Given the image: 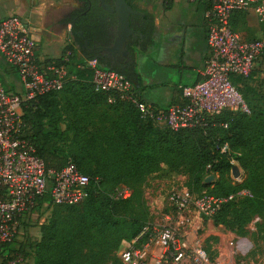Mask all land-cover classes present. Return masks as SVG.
I'll return each mask as SVG.
<instances>
[{"label":"trees","instance_id":"trees-1","mask_svg":"<svg viewBox=\"0 0 264 264\" xmlns=\"http://www.w3.org/2000/svg\"><path fill=\"white\" fill-rule=\"evenodd\" d=\"M246 19L236 16L233 29L239 31ZM261 25L264 35V23ZM77 31L87 35L82 23L73 32L77 43L83 44ZM65 54L66 50L60 60ZM70 59V78L62 91L24 103L25 137L49 169L61 170L69 161L76 164L91 180L89 196L81 206L68 207L52 206L50 196L45 195L36 208L37 222L47 213L50 216L40 225L39 237L31 236V225L22 221L25 235L0 246V264H11L20 257L33 258L34 264H122L116 257L122 242L135 238L150 221L143 186L163 168L184 171L186 189L197 195L251 192L253 197L225 205L212 219L216 227L240 238L248 235L255 218L264 221V107L258 98L243 93L239 82L244 80L234 83L249 114L226 110L206 119L204 127L173 132L153 119H143L132 100L96 93L92 71L77 68L78 63L97 59L95 56L75 59L71 54ZM119 72L138 85L136 73ZM182 88L166 107L138 99L156 110V115L166 113L174 105H185ZM226 144L229 151L222 153ZM232 158L244 171L241 185L232 183ZM208 174L216 176L212 184L205 182ZM121 186L132 190L128 200L114 197ZM212 242L218 244L219 239L206 240L209 252ZM211 255L214 258L217 253Z\"/></svg>","mask_w":264,"mask_h":264},{"label":"built area","instance_id":"built-area-1","mask_svg":"<svg viewBox=\"0 0 264 264\" xmlns=\"http://www.w3.org/2000/svg\"><path fill=\"white\" fill-rule=\"evenodd\" d=\"M162 1L171 4L177 0ZM189 1L204 6L208 56L199 80L182 88L185 105H174L168 112L158 111L156 115L150 105L139 101L133 83L123 73L101 67L98 59L77 65L78 69L92 71L96 93L132 100L143 119H153L173 132L204 127L206 119L226 110L249 114L234 81L249 79L264 60V35L246 39L233 29V21L239 15L253 17L259 25L263 24L264 0ZM37 52L38 42L22 17L11 14L0 21V55L16 70L23 85L19 95L6 91L0 83V246L22 239V221L31 226L34 221L40 225L46 222L44 217L37 222L36 214L45 195L50 196L52 206L70 207L85 202L90 191V178L76 164L69 161L61 170L49 169L25 137L24 103L62 91L70 78V53L63 60H42ZM227 151L226 144L221 152ZM230 164L233 185H241L245 179L243 169L233 158ZM215 180L213 174L205 178L207 184ZM131 195L128 187L116 190V198L128 200ZM251 197L246 189L223 197L197 195L188 189L174 192L161 217L150 220L135 238L124 240L116 257L122 264H227L221 261L216 248L208 251L206 240L210 236L201 239L198 231L204 219L216 227L212 219L228 203ZM214 251L217 256L213 258Z\"/></svg>","mask_w":264,"mask_h":264},{"label":"rangeland","instance_id":"rangeland-1","mask_svg":"<svg viewBox=\"0 0 264 264\" xmlns=\"http://www.w3.org/2000/svg\"><path fill=\"white\" fill-rule=\"evenodd\" d=\"M138 3L142 4L149 2L154 5L153 0H137ZM160 11H163V6L159 0L155 1ZM164 9H167V7ZM172 20L175 24H182L186 22L190 26V29L194 32L195 36L199 40V46L196 48L198 53H201L204 49L202 42L204 36V26L202 21V8L199 5L191 4H176L172 12L170 13ZM204 19V18H203ZM247 24L245 26H239V32L246 39H256L263 35V26L259 25L255 18L249 17L246 19ZM108 35L110 31L105 29ZM104 30V31H105ZM103 31V30H102ZM110 38V37H109ZM72 39V37H71ZM75 44V43H74ZM73 41L71 45L72 50H67L68 53H72L75 59H81L80 52L75 49ZM77 47V46H76ZM72 51V52H71ZM59 54V51L55 53V56ZM185 65L182 68L173 67L171 69H161L165 72V77L160 84L159 92H150V97L153 102L165 105L167 100L161 96L163 85L169 87V89H175L179 86H192L198 78V71L202 68L200 61L194 60L190 65L184 61ZM183 62V64H184ZM158 67L154 68L152 73L160 70ZM153 70V69H152ZM183 74V77L181 76ZM264 60L259 64L258 70L253 74V77L248 80L239 82L242 85V91L248 96L258 98V104L264 107ZM158 87V85H157ZM150 99V100H151ZM187 175L184 171L173 172L168 168H163L159 173L154 174L148 178L143 186L145 200L147 202L148 219L154 220L160 218L161 215L169 207V197L172 193L182 191L187 188ZM116 198V192L114 193ZM118 198V197H117ZM120 199V198H118ZM122 200V199H121ZM83 204V203H82ZM82 204L77 205V207ZM50 214V213H49ZM48 213L43 216L48 219L50 216ZM35 223L30 227V235L33 237H39L40 224ZM217 231L216 235H220L219 244L211 243L213 248H216L220 254L221 261L227 264H264V221L260 218H255L252 223L248 226L249 233L246 237L237 238L232 235L231 232L224 230L223 228H214ZM213 227L207 223L204 219L202 226L198 231V237L206 239L211 235V231H214ZM223 234H225L223 236ZM214 237V236H212ZM217 238V237H216ZM21 239V238H20ZM17 264H34L33 258L23 259L22 257L17 259Z\"/></svg>","mask_w":264,"mask_h":264},{"label":"crops","instance_id":"crops-1","mask_svg":"<svg viewBox=\"0 0 264 264\" xmlns=\"http://www.w3.org/2000/svg\"><path fill=\"white\" fill-rule=\"evenodd\" d=\"M152 5L156 11L157 15V25L162 33H167L170 25L174 24L177 27V32L180 35H186L189 39L188 48L186 47V51L181 53H177L174 55L172 59V65H169V62H163L161 65L157 67L160 69H171L173 67L182 68L185 65V60L188 65H190L194 60L200 61L202 63V68L198 71V78L196 82L199 80L200 71L203 69L205 60L208 56V46H207V29L204 26V36H203V44L204 49L201 53L196 51L197 46H199V40L195 36L194 32L190 27L183 28V26H187L186 22L182 24H175L172 20L171 12L173 7L176 4H186L187 6L191 4L199 5L202 8V17L204 13V6L192 3L189 0H177L169 6V8L164 9L165 4L162 0L160 4L163 6V11L161 12L158 6L155 4ZM71 5V0H0V21L7 18L11 14H17L22 17L29 25L31 32L38 42V52L37 55L42 60H53L60 59L63 57V53L66 50V53L69 50H72L73 44L77 51L80 52L81 57L82 51L80 48V44L76 41V36L73 32L74 26L73 24L62 17L63 12L67 11ZM166 8V7H165ZM180 28H179V27ZM191 36V37H190ZM72 37V39H71ZM69 49V50H68ZM68 50V51H67ZM59 51V54L55 56V53ZM72 52V51H71ZM72 54V53H70ZM67 54H65L66 56ZM184 62V64H183ZM78 65V64H77ZM156 67V68H157ZM159 70L158 72L152 73L153 70H143V69H135V73L138 75L137 86L135 89V93L138 97L143 100H147L150 103H155L150 97V92H159V88L162 87L160 84L163 82L162 80L165 77L164 70ZM183 77V74L181 73ZM195 82V83H196ZM0 83L4 87V89L8 92L15 93L21 95L23 93V85L19 78L18 73L15 69L9 66L4 58L0 55ZM194 83V84H195ZM158 85V87H157ZM184 86L175 87V89H169L168 86L163 85V90L160 92L161 96L167 100L165 105L155 103L159 106H167L172 103L173 100L177 99L179 96L178 90ZM151 99V100H150ZM211 225V224H210ZM212 226V225H211ZM213 229L216 228L212 226ZM218 228V227H217ZM222 228V227H219ZM210 237L214 236L219 239L220 235H216L217 231H211ZM225 234H223L224 236ZM233 235V234H232ZM226 236V235H225ZM220 241V239H219ZM219 244V243H218Z\"/></svg>","mask_w":264,"mask_h":264},{"label":"flooded vegetation","instance_id":"flooded-vegetation-1","mask_svg":"<svg viewBox=\"0 0 264 264\" xmlns=\"http://www.w3.org/2000/svg\"><path fill=\"white\" fill-rule=\"evenodd\" d=\"M105 2L111 7L115 6V0H105ZM126 2L140 15L131 17L130 28L133 33L127 40L123 55L113 56L104 49L112 47L117 38L116 15L104 10L100 0H71L69 9L63 12L62 17L69 20L74 27L81 23L84 26L87 35H80V31L76 32L83 42L80 43L82 55L95 56L106 68L116 69L128 75H133L136 68L152 70L163 62L172 65L174 55L178 52L182 54L186 51V47L188 48L190 42L187 36L180 35L174 24L170 25L167 33H162L157 25L156 11L149 2L142 4L137 0H126ZM87 18L90 21L85 22L84 19ZM203 18L204 16L203 26H206ZM189 27V25L183 26L187 29ZM105 29L111 34L108 35ZM87 42L89 45L86 44ZM84 50H87L86 54Z\"/></svg>","mask_w":264,"mask_h":264},{"label":"water","instance_id":"water-1","mask_svg":"<svg viewBox=\"0 0 264 264\" xmlns=\"http://www.w3.org/2000/svg\"><path fill=\"white\" fill-rule=\"evenodd\" d=\"M100 5L107 12L114 13L116 15L118 27L117 38L114 45L110 48L104 49V51L111 53L113 56L123 55L127 40L133 33L130 28L131 17L140 15V13L133 10L132 7L127 4L126 0H115V6L112 7L107 5L105 0H100ZM79 34L83 35L82 32ZM86 44L89 45V42ZM234 172H237V168H234Z\"/></svg>","mask_w":264,"mask_h":264}]
</instances>
